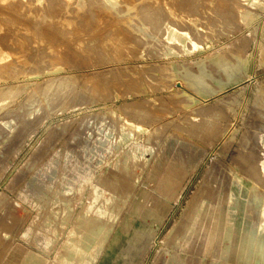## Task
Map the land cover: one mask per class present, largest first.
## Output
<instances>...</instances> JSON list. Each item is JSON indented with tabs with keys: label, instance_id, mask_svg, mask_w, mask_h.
<instances>
[{
	"label": "rangeland",
	"instance_id": "374dc122",
	"mask_svg": "<svg viewBox=\"0 0 264 264\" xmlns=\"http://www.w3.org/2000/svg\"><path fill=\"white\" fill-rule=\"evenodd\" d=\"M120 1L123 4L119 3V6L126 8L129 0ZM144 1L131 0L130 3L134 2L139 6ZM236 1L192 0L187 6L184 5L186 2L182 4L178 0H167L176 13L180 12L179 15H182L179 19L168 16L172 22L181 27H193L187 17L190 15L197 18V26L201 29V35L196 39L199 47L191 46V42L185 47L171 42L177 53L170 55L163 53L162 45L153 46L152 43L140 48L120 43L118 48V38L114 34L121 25L120 22L124 25L122 20L130 16L125 12L119 14L116 10L108 11L116 19L111 15L105 17L103 14L99 18L93 15L79 27L76 20L72 24L65 22V26L61 25V32L63 29L68 32L57 34L65 45L63 48H53L52 53H45L47 36L42 39L37 34L48 31L53 35V30L30 11L35 13L36 9H52L49 0L34 1L28 10H22L26 14L22 21L33 20L28 18L31 15L40 23L27 27L26 34L18 36V32V37H13L23 44L21 50L19 46L16 48L11 44V34L6 37L7 42L2 38L11 29V25L1 18L4 10L0 8V49L3 52L13 51L12 55L15 56L19 52L26 54V67L32 66L33 60L37 59L42 65H46L48 60L53 63L52 67L60 68L48 73L38 72L36 75L20 72V67H17L18 71L15 73L9 69L0 70V91L3 90L0 92V264H7L10 256L13 264H29L33 257L40 264H62L63 253L67 251L66 241L71 236H81L84 231L92 233L76 222L77 215L83 206L90 207L89 200L93 199L90 191L102 188L107 193L108 178L112 175L109 174L111 170L107 153L99 154L97 148L89 150L88 145L92 142L98 144L95 139L103 126L112 130L111 139L115 138L118 127L112 124L110 117L118 118L119 121L121 119L116 114L113 115L112 111L124 112L132 106L142 111L139 117L132 115L136 120L140 118L146 129L137 136L140 151L136 149V145L128 147L127 143H122L118 150L115 149V153L119 151L122 156L127 153L137 156L136 166L133 168L132 164V173L127 176L130 184L137 181L136 192L123 213H130L134 200L143 190L149 191V195L159 196L166 211L162 216L157 208L152 207L151 197L147 198L135 215L136 220L129 235L131 242L126 240L123 243L113 261L116 262L121 256L117 264H258L256 257L250 263L239 257L242 248L240 244L233 245L232 234L236 230L228 224L229 221L242 224L237 231L239 239V236L248 233L256 221L260 223L263 220L262 207L255 204L251 196L252 187L257 184L264 202V181L248 180L249 191L245 193L241 188L242 182L238 184L234 179L239 176L241 180H245L244 176L249 175L244 170L243 157L246 152L242 145L248 136L253 137L255 129L264 125V92L258 90L259 87H264V0H243L240 7ZM61 8L58 5L57 12ZM237 8L248 10L251 20H244L245 17L239 14ZM136 12L140 14V11ZM105 21L114 26L110 30L104 29L105 26L108 27ZM132 21L135 22L134 19ZM114 23L119 24L115 26ZM16 25L20 26V23L17 22ZM101 28L104 32L98 34ZM120 38L122 37L119 36ZM104 39L106 40L102 42ZM49 40L51 39H47ZM85 40L90 41L88 43L93 49H84ZM106 42L109 46H105ZM97 45L101 47L98 48ZM37 47L44 48L38 55ZM11 56L8 57L9 60L12 59ZM220 60L237 63V79L227 78L219 67ZM169 65L176 67L174 72L163 70V67ZM187 69L194 73L193 82L200 75L214 91L205 95L196 84L189 86ZM148 71L150 72L147 73ZM50 76L64 78L66 84L49 92L45 82ZM180 88L198 98V101L190 103L182 96ZM186 103L189 108L184 105ZM211 106L214 108L211 109ZM200 107L203 109H198L197 112L196 108ZM190 108H193L192 115L188 113ZM189 116L194 120L193 133L184 126H191L190 121H187ZM208 118L212 119L211 123L214 125L209 132L204 126H201L202 129L198 128L197 124L200 122L209 124ZM8 120L11 125L5 124ZM159 127L162 131H159ZM154 128L155 134L160 133L157 136L153 133ZM213 128L217 132H213ZM172 142L173 149L166 154V148ZM113 157L111 155L108 159ZM159 159L162 167L158 165ZM81 162L86 166L89 163L92 178L83 183L75 181L71 186L72 166L81 165ZM112 169L119 189L111 190L118 193L119 200L115 204L119 206L120 196L125 189L121 183L125 179L120 175L124 173H120L118 167ZM86 178L88 180V175ZM237 188L242 192L239 193ZM101 235V232L93 233V245L83 248V264H95L96 260L99 264L109 242L108 235ZM74 243L78 247L79 243ZM128 244L131 255L129 259L124 255L127 251L123 252L124 249L127 250ZM234 253L238 254L232 256ZM76 260L79 259L74 258L73 264H76Z\"/></svg>",
	"mask_w": 264,
	"mask_h": 264
},
{
	"label": "bare ground",
	"instance_id": "6f19581e",
	"mask_svg": "<svg viewBox=\"0 0 264 264\" xmlns=\"http://www.w3.org/2000/svg\"><path fill=\"white\" fill-rule=\"evenodd\" d=\"M34 1L37 2H41L42 0H0V4L2 6H0V8H3V15L1 18H3V21H5L6 24L11 25V29L7 30L6 33L4 31V35H3V39L6 40L7 42V36L9 34L12 35L11 38V44L15 45L16 48L23 50V44L21 42H19L17 39L14 40L13 37L18 35V32H20V34L18 36H21L23 34H26L28 32V28L31 26H35L37 24L40 23V21L38 22L37 19L32 18V16L30 15L28 18L29 19H33V20H29V22H25L22 21V17H24V15H26L22 10L26 9L28 10L30 8V5L32 3H34ZM50 5L52 6V9L50 7H48V10H44V9H36L35 13L30 11L31 14H33L34 16H36L37 18H40L42 21H44L47 26H49L51 28V30H53V35L46 31V32H39L37 35L39 38L45 39L47 36V39H51L49 41L46 42L48 43V46L45 48V53L46 52H50L52 53V49L56 48H63V46L65 45L63 40L60 41V39L57 37V34H62V33H66L68 32L67 29H63V32H61V25L63 24V26H65V22H68V24H72L75 22V20L77 21L78 25L77 27L81 26L82 23H84L88 17L91 18V16L95 15L96 18H99L100 16H102L103 14H105V17L108 15H113V14H108L109 10H116L117 13L122 14V13H127L130 17H127L126 19L122 20V22L124 23V25L120 22L121 25H119L116 30V33L114 34V37L117 36V47H120V43H122L121 45H123V43L126 44H131L134 45L135 48H140L143 47V45L145 44H151L154 46H159L162 45L163 48V53L166 55H170V54H176L177 53V49L176 47H174V45H172L171 42H175L178 43L180 45H182L183 47L186 46L187 43L191 42V46L193 47H199V42L196 40L198 39V37H200L201 35V29L199 28V26H197V22L196 19L197 18H192V16H187L190 24L193 26H189L188 27H181V26H177V24H175L174 22H172V20L168 17V16H173L176 19H179L178 17H181L182 15H179L176 13L175 9L172 7V5L168 2H166L167 0H145L143 4L135 5L134 2L130 3L131 0H129L128 5L126 6V8L122 9L119 6L121 3L120 0H49ZM128 1V0H126ZM125 1V3H126ZM135 1V0H134ZM173 1V0H172ZM176 1V0H175ZM181 1V3L183 4V2H186V0H178ZM189 1L192 0H188L186 2L187 5ZM243 0H237L236 3L239 4L238 7L242 6L241 2ZM164 3V4H162ZM176 3V2H175ZM252 3V2H251ZM153 4V5H152ZM180 4V5H182ZM192 4V3H191ZM250 4V3H249ZM49 5V6H50ZM61 6L62 8L59 9V12H57V6ZM179 5V3H178ZM182 5V6H184ZM181 6V7H182ZM188 6V5H187ZM190 6V5H189ZM185 7V6H184ZM192 8V6H191ZM47 9V8H46ZM224 9V8H223ZM2 10V9H1ZM128 10V11H126ZM178 10V9H177ZM189 10V9H187ZM192 10V9H191ZM233 10V9H232ZM238 12L241 16L245 17L244 20H251L250 16H249V11L248 10H240V8L238 9ZM107 11V12H106ZM133 11L135 13H133ZM136 11H140V14H138ZM223 11V10H222ZM228 11V10H226ZM2 12V11H1ZM132 12V13H131ZM230 12V11H229ZM188 13V12H186ZM197 13V12H196ZM228 13V12H227ZM235 13V12H233ZM29 14V13H28ZM195 14V13H194ZM236 14V13H235ZM238 14V13H237ZM200 15V14H199ZM217 15V14H216ZM1 16V15H0ZM184 16V17H185ZM213 17V16H212ZM110 18V16H109ZM112 18H115V16ZM242 18V17H241ZM25 19V18H24ZM111 19V18H110ZM116 19V18H115ZM135 20L132 21V20ZM141 19V21L136 20ZM201 19V18H200ZM203 19V18H202ZM26 20V21H27ZM39 20V19H38ZM91 20V19H90ZM206 20V18H205ZM113 21V20H111ZM119 21V19H118ZM208 21V19H207ZM221 21V20H220ZM19 22V25H16V23ZM106 22V21H105ZM116 22V20L114 21ZM1 23V22H0ZM107 23V22H106ZM209 24V21L207 22ZM85 24V23H84ZM87 24V23H86ZM92 24V23H91ZM115 24V23H114ZM119 24V23H117ZM115 24V26L117 25ZM207 24V25H208ZM89 25V24H88ZM104 25V24H103ZM106 25V24H105ZM46 26V25H45ZM69 26V25H68ZM83 26V25H82ZM94 26V25H93ZM108 27H104V29H109L112 28L114 25L111 23L110 25H108ZM201 26V25H200ZM28 27V28H27ZM103 27V26H102ZM90 28V27H89ZM94 28V27H93ZM47 29V28H46ZM74 29V28H73ZM104 29L101 28V32H98L102 34V32H104ZM45 30V29H44ZM100 30V29H98ZM108 30V31H109ZM264 30V29H263ZM34 32L36 30H33ZM90 31V30H89ZM107 31V32H108ZM91 32V31H90ZM87 34V33H86ZM90 34V33H89ZM106 34V32H105ZM109 34V32H108ZM36 35V36H37ZM63 35V34H62ZM80 35V34H79ZM96 35V34H95ZM104 35V34H103ZM111 35V33L109 34ZM109 35H107L109 37ZM17 36V37H18ZM59 36V35H58ZM94 36V35H93ZM98 38V35H96ZM119 36H121L122 38L119 39ZM49 37V38H48ZM60 37V36H59ZM68 37V36H67ZM76 37V36H74ZM112 37V39L114 38ZM204 37V36H203ZM57 39L54 41V39ZM63 38V37H62ZM66 38V37H65ZM71 38V37H69ZM73 38V37H72ZM104 38H106L104 36ZM111 38V37H110ZM81 39V37H80ZM79 39V40H80ZM90 39V36H89ZM88 39V40H89ZM103 39V38H102ZM109 39V38H108ZM111 39V40H112ZM72 40V39H71ZM106 39L101 40L102 42H104ZM65 41V39H64ZM68 41V38H67ZM200 41V40H199ZM75 42V41H74ZM90 42V41H88ZM85 40V45H84V49H90L92 47H90V44ZM15 43V44H14ZM92 43V42H91ZM97 43V42H96ZM95 43V44H96ZM71 44V43H70ZM107 45L105 46H109V44L106 42ZM264 44V42H263ZM7 45V44H5ZM68 45V44H67ZM66 45V46H67ZM72 45V44H71ZM94 45V44H93ZM113 45V44H112ZM8 46V45H7ZM70 46V45H69ZM96 46V45H95ZM104 46V48H105ZM73 47V46H72ZM97 47H101V45H97ZM7 49V48H6ZM12 50V48H10ZM44 49L43 47H37L36 50H38L37 55L39 54L40 50ZM83 48H81L82 51ZM93 49V48H92ZM95 49V47H94ZM114 49V46H113ZM116 49V47H115ZM124 49V48H123ZM122 49V50H123ZM189 49V48H188ZM192 49V48H191ZM5 50V47H4ZM9 50V49H8ZM18 50V49H17ZM77 50V49H76ZM112 50V49H111ZM129 50V49H128ZM131 50V49H130ZM129 50V51H130ZM134 50V49H133ZM193 50V49H192ZM20 51V50H19ZM98 51V50H97ZM120 51V49H119ZM157 51V50H156ZM162 51V50H161ZM262 53H264V46L262 48ZM13 52V51H12ZM12 52H3V49H0V70L2 71L3 69H9L11 71L17 72L18 68L20 67V72H29L32 75H36L38 72H49L50 70L56 71L59 70L60 68L56 67V66H51V64L53 65V63H51V61L49 62L48 60L46 61V65H42L41 61L34 59L33 61V65L30 67H26V61H25V55L24 53H17L16 56L12 55ZM17 52V51H16ZM23 52V51H22ZM58 52H60L58 50ZM102 52V51H101ZM149 52V51H148ZM147 52V53H148ZM79 53V52H78ZM130 53H132L130 51ZM135 53V52H134ZM15 54V53H14ZM83 54H86L83 53ZM118 54V52H117ZM122 54V53H121ZM181 54V52H180ZM12 55V56H11ZM33 55V54H31ZM120 55V54H119ZM118 55V56H119ZM124 55V54H123ZM134 54H132L133 56ZM264 55V54H263ZM11 56L12 59H8V57ZM29 56V54L27 55ZM30 57V56H29ZM127 58V57H126ZM133 58V57H132ZM170 58V57H169ZM263 59V58H262ZM139 60V59H138ZM169 60V59H168ZM213 60V59H212ZM53 61V60H52ZM142 61V59H141ZM148 61V60H147ZM157 61V60H156ZM162 61V60H161ZM263 61V60H262ZM154 62V61H153ZM152 62V63H153ZM160 62V61H159ZM15 63H17L15 65ZM148 63V62H147ZM156 63V62H155ZM172 63V61H171ZM151 64V63H149ZM159 64V63H158ZM164 64V63H163ZM189 64V63H188ZM57 65V64H56ZM136 65V64H135ZM175 65V64H174ZM130 66V64H129ZM151 66V65H150ZM155 66V65H154ZM157 66V65H156ZM133 67V66H132ZM149 67V66H148ZM153 67V66H152ZM186 67V66H185ZM219 67L222 69V71L224 72V74L227 76L228 79L230 80H234L237 79V77L239 76V68L237 63L234 64L233 62H228V61H224V60H220L219 61ZM115 68L117 69V67L115 66ZM122 67H120L121 69ZM124 68V67H123ZM129 68V67H127ZM109 69V68H108ZM134 69V68H133ZM138 69V68H137ZM176 67L173 66H167V67H163L164 71L167 72H171V71H175ZM184 69V68H183ZM105 70V69H104ZM103 70V71H104ZM107 70V69H106ZM122 70V69H121ZM127 70V69H126ZM126 70H123L126 72ZM129 70V69H128ZM97 71V70H96ZM95 71V72H96ZM100 71V70H98ZM130 71V70H129ZM147 71V70H146ZM145 71V73H146ZM193 71V70H192ZM113 72V71H111ZM117 73V71H115ZM120 72V71H119ZM128 72V71H127ZM126 72V73H127ZM133 72V71H132ZM142 72V69H141ZM150 71H148L147 73H149ZM10 73V72H9ZM100 73V72H99ZM23 74V73H22ZM113 74V73H112ZM111 74V75H112ZM151 74V73H150ZM186 74L188 75V79H187V83L188 85H193L196 84L198 86V89L201 93L207 95L211 92L214 91V89H211V87L209 85H207V83L205 81H203L202 77L199 75L198 76V80H194L195 82H193V72H191L190 70L187 69ZM105 76V74H103ZM102 75V76H103ZM204 75V74H203ZM25 76V75H24ZM64 76V74H63ZM68 76H71L68 75ZM73 76V75H72ZM95 76V75H93ZM121 76V75H120ZM167 76H169L167 74ZM112 77V76H111ZM128 77V75H127ZM172 77V76H171ZM68 78V77H67ZM96 78V77H95ZM101 78V76H100ZM110 78V77H109ZM146 78V77H145ZM192 78V79H191ZM59 79V80H57ZM66 79V78H65ZM93 79V78H91ZM104 79V78H103ZM116 79V78H115ZM118 79V78H117ZM100 80V79H99ZM106 80V79H105ZM111 80V79H110ZM44 81V79H43ZM64 78H51V76L49 77V79L46 80L45 85H46V89H49V92L53 89V88H57V86H63L64 84H66L64 82ZM73 81V80H72ZM96 81V79H95ZM98 81V80H97ZM108 81V80H106ZM123 81V79H122ZM36 82V81H34ZM33 82V83H34ZM71 82V81H70ZM103 82V81H101ZM115 82V81H114ZM119 82V81H118ZM157 82V81H155ZM154 82V83H155ZM180 82V81H179ZM98 83V82H97ZM105 83V82H104ZM113 83V81H112ZM181 83V82H180ZM68 84V83H67ZM95 84V82H94ZM132 84V83H131ZM149 84V83H148ZM156 84V83H155ZM263 84V82H262ZM43 85V84H42ZM41 85V86H42ZM91 85V84H90ZM89 85V86H90ZM110 85V83H109ZM153 85V83H151V86ZM182 85V84H181ZM260 85V84H259ZM9 86V85H8ZM124 86V85H123ZM261 86V85H260ZM45 87V86H44ZM127 87V86H126ZM263 87V86H262ZM259 87V92H264V87ZM153 88V87H152ZM216 88V87H215ZM79 89V87H78ZM93 89V88H92ZM107 89V88H106ZM73 90V89H72ZM77 90V89H76ZM96 90V89H95ZM108 90V89H107ZM110 90V88H109ZM145 90V89H144ZM177 90V89H176ZM3 90H1L0 92L2 93ZM46 91V90H45ZM53 91V90H52ZM64 91V90H63ZM128 91V90H127ZM9 92V91H8ZM180 92L182 94V96L185 97L186 100L190 101V103H195L198 101V98L194 97L193 95L189 94L187 91H185L183 88H180ZM192 93V91H190ZM59 94V93H58ZM125 94V93H124ZM48 95V94H47ZM196 95V94H195ZM204 95V96H205ZM163 96V95H162ZM166 96V95H165ZM67 97V96H66ZM256 97V96H255ZM264 97V96H263ZM62 98H63V94H62ZM169 98V97H168ZM172 99L174 97H171ZM171 99V101H172ZM175 99V98H174ZM222 99V98H221ZM92 100V99H91ZM143 100V99H142ZM170 100V99H169ZM220 100V99H219ZM167 101V100H166ZM175 101V100H174ZM226 101V100H225ZM260 101V100H259ZM264 103V99L262 100ZM135 102V101H134ZM163 102V101H162ZM161 102V103H162ZM216 102V101H215ZM181 103V102H180ZM259 103V102H257ZM129 104V103H128ZM138 104V103H137ZM141 104V103H140ZM153 104V103H152ZM166 104V103H165ZM164 104V105H165ZM168 104V103H167ZM166 104V105H167ZM130 105V104H129ZM139 105V104H138ZM142 105V104H141ZM174 105V104H173ZM172 105V106H173ZM186 106V108L190 107L188 103L184 104ZM217 105V104H216ZM131 106V105H130ZM144 106V105H143ZM162 106V105H161ZM177 106V105H176ZM224 106V105H223ZM221 105V107H223ZM231 106V105H230ZM167 107V106H165ZM170 107V105H169ZM174 107V106H173ZM199 107V106H198ZM204 107V106H203ZM203 107L200 108H196L197 112L198 109H203ZM218 107V106H217ZM146 108V107H145ZM172 108V107H171ZM177 108V107H174ZM214 108V106H211V109ZM263 108V107H262ZM110 109V108H109ZM128 109V110H127ZM124 112H116V111H112V114H116L118 117H120V122L117 119H113L110 117V121H112V124H114L115 126H117L118 128V133L117 136L113 139H111V136L113 135V131L108 129L107 127H100V131L101 133L97 135L95 141L98 144L95 143H91L88 145V149L89 150H95V148L98 149V153L101 154L103 152L107 153V161L110 162V176L108 178L109 181V188L107 189V193L106 190L102 189V188H96V190L90 191V194H92V198L91 200H89L90 202V207L85 208L84 206L82 207V210L79 212V214L77 215L78 217L76 218V222L80 225H84L86 227L87 230H89L92 233H88L85 232L80 236H71L69 238L68 241H66V249L67 251L64 254V258L62 259L63 264H73V259L74 258H78L79 260H76V264H83V258H85L84 255V250L83 248L92 244L93 240H94V236L93 233L95 232H101V236H103L104 234H106V236L109 238V242L106 245L105 248V253L103 254V257L101 258L99 264H117L118 262H120L121 260V256L118 258V260L116 262L113 261L114 257L117 255L118 253V249L123 245V243H125V241L127 240L128 243L131 242L129 235L132 230V226L135 223L136 217L135 215L138 214V212L141 210V207L144 203V201L151 197L152 199V207L153 208H157L159 210V213L162 214V216H164L165 213V206L160 202L159 196H152L149 195V191L147 190H143L142 192H140L137 195L136 200H134V204H133V209L130 211V213H127L126 215L123 213L126 205L130 202H132V200L134 199L135 196V187H136V183L137 181L134 180L133 183L130 184L129 180L127 179L128 174L132 173V169L134 168V166H136V155H130V154H125L124 156H122V153H119V151L117 153H115V149L118 150V148L121 146L122 143H127L128 147H132L133 145H136V149L137 150H141L140 148V144L138 143V137L140 136V131H145L146 127L141 123V119L137 118V120L133 117V115L135 114L136 117H139V115L141 114L142 111L140 110H136V108H127ZM160 109H162L160 107ZM216 109V108H215ZM213 109V111L215 110ZM116 110H119L116 108ZM156 110V109H155ZM219 110V109H218ZM221 112V109L219 110ZM151 113L153 111H150ZM210 112V111H209ZM212 112V111H211ZM210 112V113H211ZM109 113V112H108ZM148 113V111H147ZM169 113V112H168ZM171 113H173L171 111ZM176 113V112H175ZM189 114L192 115L193 113V108L188 111ZM133 114V115H132ZM177 114V113H176ZM201 114V113H200ZM101 115V113H100ZM146 115V114H145ZM156 115V114H155ZM184 115V113H183ZM188 115V114H187ZM199 115V113L197 114ZM202 115V114H201ZM200 115V116H201ZM207 115V114H206ZM144 116V115H142ZM216 116V115H215ZM258 116V115H257ZM108 117V115H107ZM155 117V116H154ZM157 117V115H156ZM163 117V116H162ZM185 117V116H184ZM196 117V116H195ZM116 118V117H115ZM153 118V117H150ZM149 118V119H150ZM198 118V117H197ZM199 119V118H198ZM197 119V120H198ZM155 120V119H154ZM156 120H158V117L156 118ZM155 120V122H156ZM187 120V119H186ZM196 120V118H195ZM211 118H208L209 124L200 122L198 123V128H201V126H204V129L207 130L209 132V129L211 128V126H214L211 123ZM261 120V119H260ZM190 121L189 124L191 126H187L184 125L188 128V130L193 133V118L191 116H189L188 120ZM200 121V120H199ZM255 121V120H254ZM198 122V121H197ZM160 123V122H159ZM196 123V122H195ZM6 125H11V121H5ZM63 125V124H62ZM65 125V124H64ZM63 125V126H64ZM155 125V124H154ZM164 125V124H163ZM162 125V126H163ZM159 126V125H158ZM253 126V125H252ZM256 126V125H255ZM161 127V126H160ZM159 127V131L161 128ZM157 129V127H155ZM155 128L153 130V133L155 131ZM252 128V127H251ZM219 129V128H218ZM213 132L216 131V128L212 129ZM252 130V129H251ZM158 131V130H157ZM185 132V131H184ZM196 132V131H195ZM217 132V131H216ZM159 133V132H157ZM157 133L155 134V136H157ZM177 133V132H176ZM197 133V132H196ZM138 134V135H137ZM150 134V133H149ZM160 134V133H159ZM162 134V133H161ZM189 134V133H188ZM200 134V133H199ZM116 135V133H115ZM148 135V134H147ZM146 135V136H147ZM175 135V134H174ZM179 135V134H178ZM193 135V134H192ZM149 136V135H148ZM151 136V135H150ZM154 136V135H153ZM161 136V135H160ZM177 136V135H176ZM174 137V136H173ZM152 139V137H150ZM154 138V137H153ZM158 140V137H156ZM178 138V137H177ZM146 140V139H145ZM144 140V141H145ZM150 140V139H149ZM173 142L169 143V146H167L166 148V154H168L170 151L173 149ZM152 145V144H151ZM251 148H248L250 147ZM189 146V145H188ZM243 146V150L246 152V154H244L245 156L243 157V162L245 163V171L250 175L244 176L245 180H241V177L236 176L234 181H236V183L238 182H242L241 184L243 186H241V188L246 192L249 191V182L248 180H257L258 181H264V125L261 128L255 129L254 130V134L253 137H249L247 138V140L245 141V143L242 145ZM147 147V146H146ZM255 148V149H254ZM189 153V152H188ZM113 155L114 157L112 159H108L109 156ZM182 156V155H181ZM190 156H193L192 154ZM186 157V156H185ZM94 156H92V160H93ZM79 162V160L77 161ZM91 162V160H90ZM84 162H81V165L77 164L72 166V176H71V186H73V183L75 181H80V183L86 182V181H90L92 178V174L90 173V169H89V163L88 166H86L85 164H83ZM133 164V168L132 167ZM158 165L160 167H162V161H158ZM112 166V167H111ZM244 166V165H243ZM74 167V168H73ZM88 167V168H87ZM118 167L120 169V173H124L122 176L120 175V177H123L125 179L124 181H121V183L125 186L124 191H122V195L120 196V201H119V206L117 205V203L115 204L116 201L119 200V195L118 193H113V191H118L119 187L118 184L116 182V178L114 177V170L112 168ZM77 168V169H75ZM213 168V166L211 167V169ZM219 170V169H218ZM86 175H88V180L86 178ZM117 175V174H116ZM81 176V177H78ZM48 177V176H47ZM154 177V176H153ZM156 177V176H155ZM154 177V178H155ZM228 177V176H226ZM79 178V179H77ZM97 178H101V176H97ZM48 179H50L48 177ZM77 179V180H76ZM86 179V180H85ZM139 179V178H138ZM214 179V177H213ZM53 179H51L52 181ZM93 180H95V178H93ZM207 180V179H206ZM254 180V181H255ZM47 181V180H46ZM240 184V183H238ZM204 186V185H203ZM205 187V186H204ZM203 187V188H204ZM112 189V190H111ZM122 189V188H120ZM198 189V188H197ZM253 189V193H252V201H255V204H257L258 206L262 207V216H263V220L262 222H258L256 221L248 230V233L245 235H242V237L239 236L238 239V234L239 232H237L239 229H241V225L239 222L234 221V223H232L231 221H229V226L233 227L236 230V233H233L232 235L234 236V239H232V243L233 245H237L242 248V250L239 253V257H243V259H245V262L250 263L251 259L253 257H256L258 264H264V202H263V197H262V193L258 190V185H254L252 187ZM93 190V189H92ZM70 191V190H68ZM237 191L240 193L242 192V190L239 188H237ZM199 192V191H198ZM201 193V192H200ZM69 196V195H68ZM211 197V196H210ZM193 199V198H192ZM200 204V203H199ZM215 205V204H214ZM219 206V205H218ZM231 206V205H230ZM70 207V206H69ZM192 208V207H191ZM127 209V208H126ZM126 211V210H125ZM220 211V210H219ZM126 213V212H125ZM216 214V213H215ZM188 215V214H187ZM195 225V224H194ZM204 225V224H203ZM68 230V229H67ZM80 230V229H79ZM74 231V230H73ZM207 231V230H206ZM209 231V230H208ZM201 232V231H200ZM197 233V232H196ZM136 234V233H135ZM235 234V235H234ZM210 236V235H209ZM196 239V238H195ZM198 240V239H197ZM196 240V241H197ZM74 242H78L79 245L77 247V245H75ZM96 242V241H95ZM195 242V241H194ZM201 243V242H200ZM100 244V243H99ZM81 245V246H80ZM93 245V244H92ZM96 245V244H95ZM200 245V244H199ZM180 246V245H179ZM198 247V246H197ZM245 247V248H243ZM126 248V247H125ZM130 248V245H127V250L124 249L123 252L127 251L126 257H128L127 259L130 258V254L128 252ZM204 248V246H203ZM65 249V248H64ZM192 250V249H191ZM190 254V253H188ZM238 254V253H237ZM236 253L232 254V256H236ZM195 255V254H194ZM87 256V255H86ZM179 256V255H178ZM192 256V255H191ZM11 257V256H10ZM7 260V264H13L14 261L11 259ZM61 258V257H60ZM92 260V259H91ZM99 260V259H98ZM85 262V261H84ZM86 263V262H85ZM94 262H91L90 264H93ZM95 264H97V260L95 262ZM172 264V263H171Z\"/></svg>",
	"mask_w": 264,
	"mask_h": 264
},
{
	"label": "crops",
	"instance_id": "0c3cea01",
	"mask_svg": "<svg viewBox=\"0 0 264 264\" xmlns=\"http://www.w3.org/2000/svg\"><path fill=\"white\" fill-rule=\"evenodd\" d=\"M29 264H40V262L38 261L37 258H34L31 260V262ZM63 264V263H62Z\"/></svg>",
	"mask_w": 264,
	"mask_h": 264
}]
</instances>
